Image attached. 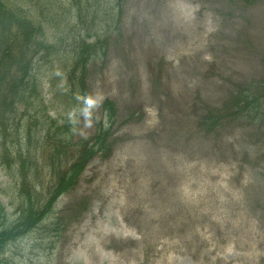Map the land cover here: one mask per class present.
Instances as JSON below:
<instances>
[{"label":"rangeland","instance_id":"obj_1","mask_svg":"<svg viewBox=\"0 0 264 264\" xmlns=\"http://www.w3.org/2000/svg\"><path fill=\"white\" fill-rule=\"evenodd\" d=\"M111 1L105 54L85 74L79 147L63 155L89 160L67 192L47 125L29 142L25 107L14 116L10 84L0 87L1 229L23 206H54L0 264H264V0ZM17 85L30 104L32 84ZM50 85L44 77L43 100L62 125ZM23 150L32 168L19 197Z\"/></svg>","mask_w":264,"mask_h":264},{"label":"trees","instance_id":"obj_2","mask_svg":"<svg viewBox=\"0 0 264 264\" xmlns=\"http://www.w3.org/2000/svg\"><path fill=\"white\" fill-rule=\"evenodd\" d=\"M116 9L110 0H70L69 4L61 0H0V87L10 84L7 98L12 100L9 107L16 113L14 116L20 106L25 107L22 114L27 126L23 132L29 142H33V132L41 126V122L47 125L44 136L53 140L52 153L59 155L51 168L59 178L62 193L73 186L80 168L89 160L87 153L76 160H67L63 155L69 149L73 148L74 151L79 147L74 144L73 137L76 119L86 96L85 74L89 65L105 54V50L97 48H103L105 40L101 36L106 34L105 29L109 31L112 28ZM79 22L90 24L85 35L75 33ZM68 44L74 45L75 49L71 57L67 56V51L64 55V50L70 47ZM41 64H45L47 69L41 68ZM44 77L49 78L54 99L63 104L69 116L63 120L62 125L48 116L43 100ZM19 80L20 84L25 81L28 85L32 84L28 90L33 88L36 91L34 96L28 97L31 99L30 104L27 101V90L25 92L17 85ZM235 105L240 111L241 101ZM215 116L212 115L210 120H214ZM34 146L38 147V144ZM29 153L25 154L24 150L22 152L24 158L18 170L21 184H17L15 191L19 197L26 196L24 190L27 183L22 179H26L31 172L32 166L27 167L30 157L26 158L30 156ZM34 166H38L37 161ZM7 168L10 170V166ZM27 195L30 201L35 192L28 191ZM48 205L41 210L23 206L20 212L22 217L16 220L11 229H1L0 226V255L4 254L16 234L27 232V229L34 227L39 219L53 210V206L47 209Z\"/></svg>","mask_w":264,"mask_h":264},{"label":"clouds","instance_id":"obj_3","mask_svg":"<svg viewBox=\"0 0 264 264\" xmlns=\"http://www.w3.org/2000/svg\"><path fill=\"white\" fill-rule=\"evenodd\" d=\"M85 103H86V105L88 106V107H86L85 110H84V111H85V114H86V115H90V108H91L92 106H94V105L97 103V101L94 100V99L91 98V97H88V98H86Z\"/></svg>","mask_w":264,"mask_h":264}]
</instances>
